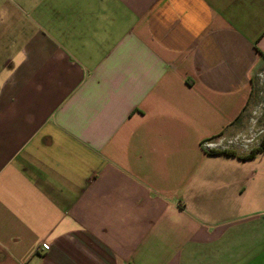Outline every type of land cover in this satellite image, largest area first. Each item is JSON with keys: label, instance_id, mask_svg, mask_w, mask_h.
I'll use <instances>...</instances> for the list:
<instances>
[{"label": "crops", "instance_id": "1", "mask_svg": "<svg viewBox=\"0 0 264 264\" xmlns=\"http://www.w3.org/2000/svg\"><path fill=\"white\" fill-rule=\"evenodd\" d=\"M264 65V0H0V264H264V149L209 154Z\"/></svg>", "mask_w": 264, "mask_h": 264}, {"label": "rangeland", "instance_id": "2", "mask_svg": "<svg viewBox=\"0 0 264 264\" xmlns=\"http://www.w3.org/2000/svg\"><path fill=\"white\" fill-rule=\"evenodd\" d=\"M248 107L233 130L214 137L210 145L219 151L237 152L260 147L264 136V65L255 77Z\"/></svg>", "mask_w": 264, "mask_h": 264}, {"label": "trees", "instance_id": "3", "mask_svg": "<svg viewBox=\"0 0 264 264\" xmlns=\"http://www.w3.org/2000/svg\"><path fill=\"white\" fill-rule=\"evenodd\" d=\"M264 149V136H263V139H262V142H261V145L260 147L252 150L247 156L244 157V159H251V158H254V156L262 151ZM209 154H224V155H228V156H233L234 155V152H231V151H219V150H213V151H210Z\"/></svg>", "mask_w": 264, "mask_h": 264}, {"label": "built area", "instance_id": "4", "mask_svg": "<svg viewBox=\"0 0 264 264\" xmlns=\"http://www.w3.org/2000/svg\"><path fill=\"white\" fill-rule=\"evenodd\" d=\"M205 146H206L207 149H212V148H214V147H213L212 145H210L209 143H207Z\"/></svg>", "mask_w": 264, "mask_h": 264}]
</instances>
